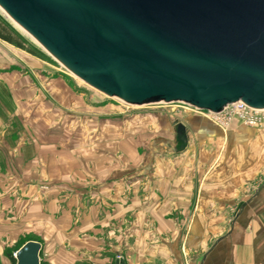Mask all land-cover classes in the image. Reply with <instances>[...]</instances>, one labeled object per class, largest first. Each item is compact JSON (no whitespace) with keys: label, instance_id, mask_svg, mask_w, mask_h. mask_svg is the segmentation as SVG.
<instances>
[{"label":"rangeland","instance_id":"1","mask_svg":"<svg viewBox=\"0 0 264 264\" xmlns=\"http://www.w3.org/2000/svg\"><path fill=\"white\" fill-rule=\"evenodd\" d=\"M2 20L26 48L0 38V264H12L8 254L29 240L41 242L45 264L127 261L136 249V184L149 183L156 162L164 166L178 121L207 117L185 103L109 97L0 8ZM253 128L255 137L264 126ZM250 171L246 201L264 182V164ZM240 211L231 208L228 221Z\"/></svg>","mask_w":264,"mask_h":264},{"label":"water","instance_id":"2","mask_svg":"<svg viewBox=\"0 0 264 264\" xmlns=\"http://www.w3.org/2000/svg\"><path fill=\"white\" fill-rule=\"evenodd\" d=\"M0 8L72 74L127 104L264 109V0H0ZM41 250L25 242L15 264H42Z\"/></svg>","mask_w":264,"mask_h":264},{"label":"crops","instance_id":"3","mask_svg":"<svg viewBox=\"0 0 264 264\" xmlns=\"http://www.w3.org/2000/svg\"><path fill=\"white\" fill-rule=\"evenodd\" d=\"M252 129L237 120L223 129L196 114L178 121L164 166L156 162L149 183L136 184V249L114 264H264V188L247 203L242 184L264 164V129L255 137Z\"/></svg>","mask_w":264,"mask_h":264},{"label":"built area","instance_id":"4","mask_svg":"<svg viewBox=\"0 0 264 264\" xmlns=\"http://www.w3.org/2000/svg\"><path fill=\"white\" fill-rule=\"evenodd\" d=\"M194 110L206 116L223 129H228L235 119L252 127L264 126V109H255L242 101L226 105L221 111L213 112L194 107ZM152 264V263H145Z\"/></svg>","mask_w":264,"mask_h":264},{"label":"trees","instance_id":"5","mask_svg":"<svg viewBox=\"0 0 264 264\" xmlns=\"http://www.w3.org/2000/svg\"><path fill=\"white\" fill-rule=\"evenodd\" d=\"M0 38L10 44H14L19 48H26V41L22 37V35L18 33L11 25H9L3 20L0 21ZM8 256L11 259L12 264H15V258L12 253H9ZM41 263L45 264L42 260Z\"/></svg>","mask_w":264,"mask_h":264}]
</instances>
